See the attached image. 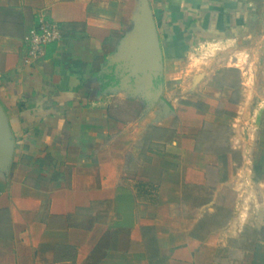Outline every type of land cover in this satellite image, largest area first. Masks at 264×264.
I'll return each mask as SVG.
<instances>
[{"label": "crops", "instance_id": "crops-1", "mask_svg": "<svg viewBox=\"0 0 264 264\" xmlns=\"http://www.w3.org/2000/svg\"><path fill=\"white\" fill-rule=\"evenodd\" d=\"M40 15L62 40L27 65ZM211 40L245 43L235 65L252 72L264 0H0V264H264V132L245 121L255 150L240 165L239 86L178 78ZM126 102L142 112L122 121ZM208 124L231 131L225 154L201 150Z\"/></svg>", "mask_w": 264, "mask_h": 264}, {"label": "rangeland", "instance_id": "rangeland-1", "mask_svg": "<svg viewBox=\"0 0 264 264\" xmlns=\"http://www.w3.org/2000/svg\"><path fill=\"white\" fill-rule=\"evenodd\" d=\"M247 45L245 43L239 44L234 41H216L211 40L207 42H201L200 44H195L193 49L192 58H188L185 63L178 64V78L181 76H187L186 82L190 90L193 86H198L199 76L197 78L195 75L205 71L211 70L214 72V83L217 87L222 86H239L240 94L235 97V100L241 101L242 109L238 113H232V116L240 117V120L236 122V145L240 148V152L236 157V161L241 165L251 166V159L254 153V144L243 145L248 143L247 141L252 140L254 143V137L251 136V130L247 129L248 125H245V121L254 118V124L257 125L261 132H264V56H256L252 59V72H247V70L239 69L236 67L237 61H239L238 54L244 51ZM264 48V47H263ZM242 49V50H241ZM235 70L236 72H232ZM184 71L183 75L182 72ZM181 73V75H180ZM185 78V77H184ZM188 89V90H189ZM118 109L113 110V115L115 118L128 121L132 119L136 114L142 112L141 107L138 104L129 103H118ZM224 110V105L219 104L216 111L222 114ZM258 131V129H255ZM157 133V132H156ZM155 137L160 138L161 134H155ZM227 134L215 125H205L202 131L200 144L201 150L205 152H222L227 146L224 141ZM116 163L125 162L128 166H134L137 160L131 153H122L121 151H116L115 154ZM248 162V164H247ZM239 165V166H240ZM216 170L211 167L207 177L210 181L216 179ZM230 176L239 173L234 170ZM252 176L250 170L246 171L245 175ZM245 175H238V178L242 179ZM212 187V186H211ZM211 187L205 192H200L197 189L191 191L193 197L189 201L183 202L179 208L185 210L189 207V210H194L199 208L203 203L205 205L208 200V193ZM202 205V206H203ZM216 209L220 210L219 205H216ZM142 210V207L140 208ZM144 234L151 239H154V233L151 228L144 229ZM153 250V246H152Z\"/></svg>", "mask_w": 264, "mask_h": 264}, {"label": "built area", "instance_id": "built-area-1", "mask_svg": "<svg viewBox=\"0 0 264 264\" xmlns=\"http://www.w3.org/2000/svg\"><path fill=\"white\" fill-rule=\"evenodd\" d=\"M62 40L60 26L40 15L37 24L26 37L27 56L25 64L31 65L46 56L47 48L57 45Z\"/></svg>", "mask_w": 264, "mask_h": 264}, {"label": "trees", "instance_id": "trees-1", "mask_svg": "<svg viewBox=\"0 0 264 264\" xmlns=\"http://www.w3.org/2000/svg\"><path fill=\"white\" fill-rule=\"evenodd\" d=\"M232 72H236L235 70H231ZM234 90H237V87H234V86H231ZM217 128H220V129H222L226 134H227V136L225 137V141H227L228 139H229V137H230V130L227 128V127H225V126H222V125H215ZM216 153V155H222L220 152H215ZM223 154H225V151L224 152H222ZM146 188V185H144V184H139L138 185V191H143L144 189Z\"/></svg>", "mask_w": 264, "mask_h": 264}]
</instances>
